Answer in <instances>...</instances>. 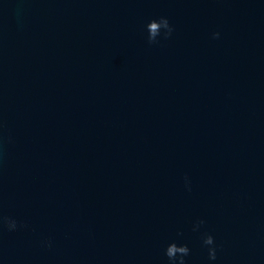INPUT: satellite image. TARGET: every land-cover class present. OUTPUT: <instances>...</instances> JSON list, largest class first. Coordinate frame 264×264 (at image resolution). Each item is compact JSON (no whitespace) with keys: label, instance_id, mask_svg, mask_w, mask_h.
<instances>
[{"label":"water","instance_id":"obj_1","mask_svg":"<svg viewBox=\"0 0 264 264\" xmlns=\"http://www.w3.org/2000/svg\"><path fill=\"white\" fill-rule=\"evenodd\" d=\"M0 123V264H264V0H0Z\"/></svg>","mask_w":264,"mask_h":264},{"label":"clouds","instance_id":"obj_2","mask_svg":"<svg viewBox=\"0 0 264 264\" xmlns=\"http://www.w3.org/2000/svg\"><path fill=\"white\" fill-rule=\"evenodd\" d=\"M144 30L147 33V42L148 44H158L161 39H168L172 32L174 31L172 25L170 24L169 20L166 17H159V18H153L148 20V22L144 25ZM219 33L214 32L212 33V38L217 39L219 38ZM3 125L0 123V128H2ZM8 142L10 141V137L8 138ZM3 143L4 138L0 136V158H2L3 155ZM185 187L188 191H191V188L189 186L190 182L188 181V178L185 177ZM204 224L203 220H197L193 225V231H198L200 227ZM23 228L27 227V225L18 222L11 217L0 215V230L6 228L8 231H15L17 228ZM178 235H181L178 233ZM201 243L202 246H204L207 250V258L209 261H215L217 258V246L215 244L214 238L211 234L208 233H201ZM47 246H51V243L48 242ZM190 248L187 246V244L184 243H177L175 241H172L166 245L164 248V256L167 258V264H186V257L190 255Z\"/></svg>","mask_w":264,"mask_h":264}]
</instances>
